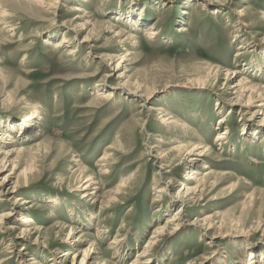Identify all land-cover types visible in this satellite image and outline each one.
Masks as SVG:
<instances>
[{
    "label": "rangeland",
    "instance_id": "obj_1",
    "mask_svg": "<svg viewBox=\"0 0 264 264\" xmlns=\"http://www.w3.org/2000/svg\"><path fill=\"white\" fill-rule=\"evenodd\" d=\"M32 1L0 0L8 11L0 16V124L14 132L9 146L0 143V159L23 149L8 155L0 176L1 185L12 160L20 162L0 186V214L11 211L0 228V264H23L20 252L44 264H72V255L58 253L70 247V226L84 239L80 250L95 244L92 264H264V232L256 230L264 223V125H257L261 114L231 103L229 89L242 78L264 86V0ZM214 67L220 70L212 87H197ZM162 107L187 128L167 129ZM33 110V131L21 133ZM221 131L228 133L223 145L215 141ZM203 140L213 148L203 157L212 169L210 191L186 203L183 215L215 225L203 233L188 222L172 231L181 202L171 194L195 185L185 179L193 167L185 147ZM87 174L100 182L96 196L75 189ZM167 182L168 193L156 191ZM122 183L132 188L118 191ZM25 215L36 225L19 239ZM236 223L253 232L237 233ZM152 240L150 252L133 262Z\"/></svg>",
    "mask_w": 264,
    "mask_h": 264
},
{
    "label": "bare ground",
    "instance_id": "obj_2",
    "mask_svg": "<svg viewBox=\"0 0 264 264\" xmlns=\"http://www.w3.org/2000/svg\"><path fill=\"white\" fill-rule=\"evenodd\" d=\"M36 2L37 3H45L44 0H33L32 4H35ZM7 14H8V11L6 9L0 10V16H4V15H7ZM243 14H245V9L239 10V15H243ZM157 34H158V32L153 31V32H151L150 36H152V35L155 36ZM85 39L87 41L89 40L87 38H85ZM83 41H85V40H83ZM124 61H125V59H123V57L120 58V61L114 67L112 66L113 70L116 72L118 69H120L123 66ZM219 70H220L219 67L211 68V70L209 71V74L207 76H202L201 78H203V79L196 80L197 85H198L197 87H200V88H210V86L212 87V85H213V83H214V81L216 79V75L218 74ZM263 73H264V70H263ZM237 74H241V72H237V71H233L232 72V76L233 77H236ZM138 84H140V85H138ZM137 85L139 86L138 88H141L140 86H142V84L138 83V82H137ZM230 87L231 88H229V89L232 90L231 91V95L235 96V98L233 97V100L231 101V103L233 105H237V107L240 108L242 112H245L247 114L249 113L253 117H256V115H260L261 114L262 115L261 116L262 119L259 122L261 124H257V125H264V86L263 87L262 86H258L257 84H254L252 82L248 83L247 80L242 78L237 83H235L234 85L233 84L230 85ZM111 95H112V92H109V93L96 92L97 98H106L107 99V98L111 97ZM150 97H151L150 94H148V95H146V97H144L145 98V99H143V101L145 102L144 104H146V102L150 100ZM142 98H143V96H142ZM152 109H154V108L150 107L148 111H150ZM159 109H161L159 111V113H160L159 119H161V122H163L164 126L167 127V129H169L173 133L175 131V133H176L177 129L176 130H174V129L176 128L177 125L187 128L186 127L187 123L186 124H182L179 121V119L175 118L173 115H170L168 112L165 113V109H163V107L159 108ZM36 115L38 116V111H36V110H33L30 113L29 118H28L29 122H27L26 124L24 123L22 125V127H21V129L24 128L25 131H22L21 133H25L28 130H32L33 131V125L31 124V122H32V119ZM219 119H220L219 120V124H225V119L224 118H219ZM3 126H4L3 124H0V135L3 138V139L2 138L0 139L1 140L0 143H2V140H3V143H5L4 145L5 146H9L10 143H12V141L14 142V137H13V133L14 132L3 131V129H2ZM14 129H15V127H13V131H14ZM184 131H185V129H184ZM189 132L191 134H193L191 131H189ZM19 133H20V131H19ZM256 134H259V132L253 131L252 134H250V135L247 134L248 135L247 139H249V141L253 142L252 137L256 136ZM216 135H217L216 138H215L216 143L219 142L220 145H223V144H225L227 142V136H226V135H228L227 131L217 132ZM206 142L207 141L203 140L201 143L194 144L191 147H188V146L185 147V145H186L185 142H182L180 145H178V146H181V147H185V150H184L185 157L184 156L183 157L186 158L187 161L188 160L191 161L190 163H192L191 165L193 166V167H191L189 169L187 175L185 176V179H188V180L191 179V180L195 181V185L194 186H186L185 187L186 191L180 189L176 193L171 194L172 197H174L177 200H180V202H181V206L178 208L177 212H175V214L173 215L171 220H169L171 223H173L172 231H178V230L182 229V227L185 226L188 222H190V224H192V225L199 226L201 228V229L200 228L199 229L203 233L210 231L213 228V226L215 225V223L209 222L208 218H205V219L202 220V219H199L198 217H196L193 221H190V219H188L185 215H183V211H184L183 207H184V205L186 203L193 202V200H195L198 196H199V198H202L204 192H206V190L209 189L208 188V183H207V176L210 175L212 169L209 166H207L208 164L206 162L203 161V157H205L206 155L212 154L213 148L210 147L208 144H206ZM1 145L2 144H0V155L3 153ZM29 148H31V147H29ZM150 148H153V146L150 147ZM22 150H23L22 148L21 149H14L13 148L11 150L6 151V155L7 156H5L3 159H0V176H2L3 172L7 169L8 164H9L8 162H11V159H9V156L13 155L15 152L18 153V152H20ZM102 157H103V160H102L101 164L105 167V166H107V163H110V161H111V158H110L111 154L110 153H108V154L106 153ZM157 157L159 158L161 156H157ZM158 158L155 159L156 162H159ZM112 160H113V158H112ZM200 161H203V163H200ZM254 161L256 163H260L258 160L254 159ZM12 164H13V167H12L11 172L6 174V176H4L3 179H2L3 183L4 182L7 183L8 181H10L11 178H12V175L15 174L17 172V170H19V168H20V162L18 160H12ZM202 164H203V169L206 170L204 172V174L197 169L198 166H200V165L202 166ZM21 172H22V174H25L27 172V168L24 167ZM28 176H30V175H28ZM229 178H232V175H230ZM3 183H1L2 186L0 185L1 189H3V187H4ZM239 183L240 182L237 181L234 184H231L229 189L230 190L231 189L232 190H236V188L239 187ZM99 185H100V182L95 178L94 175L87 174V175H85L83 177H79L78 178L77 185H76L75 189H77V191H79V192H83V196H85V195H87V196L88 195L96 196L98 191L100 190V186ZM168 185L169 184L167 182L163 186H159L156 189V191L159 192L160 194L163 193V192L168 193L169 192L168 189H167ZM177 185L178 186L181 185L182 188H183V183L178 182ZM17 186H18V184H17ZM131 186H129L126 183H122V184H120L117 187V189H118V191H121V192L124 191L125 192V190H123V189L132 188ZM15 187H14L13 191H15ZM209 191H210V189H209ZM1 193L2 192H0V201L4 200V198H2V194ZM112 199L113 198L111 196H109L107 202L110 203L112 201ZM25 202H27V201H25ZM10 214H11V211H6V212L0 214V228H2V226H4L2 224L6 220V217L9 216ZM17 224H19L21 226V228H22L21 229V233L17 236L20 239V238H24L26 236H29L32 233V231H33L32 227L36 225V220H35V218L32 215H25V216H22L20 218V220H19V222ZM220 224L222 225L223 223H220ZM221 225H220V227H221ZM234 225H236L237 229L239 230V232H237L239 234L241 233V234H244L245 236H248V234H251V232H253L252 229L246 230V228L243 225H240L239 223H236ZM16 228H18V225L15 224V225L9 227L8 229L12 230V229H16ZM259 228H260V230H262V232H264V223L261 224L259 222V224L257 225V229L256 230H258ZM34 229H35V227H34ZM164 229L165 228H159L157 230V236H155L156 239L164 232ZM73 235H75L74 234V229H73L72 226H70V230L68 232L67 238L65 239V242L70 247L67 248V249H64L63 251H60L58 253H60V255L62 257H65V259L72 255L73 256L72 264H74L77 261L78 257L80 256V254H81L80 252H82L83 256H82V258L80 260V264H92L91 260H93L97 256V255L94 256L92 254V253H95V251H96L95 244H92V246H90L89 248H87L85 250H80L79 245L84 242V239H83V237L74 238ZM224 235H226V234H224ZM15 237H16V235H15ZM156 241L157 240H152L151 242L146 244V247L148 249H146V247H145L146 250L142 254H138V256H137L138 259L134 260L133 262L137 263V262L141 261L139 258L142 257V256L143 257L146 256V254H148L150 252V250L152 248L151 246H153V244H155ZM22 250H24V249H22ZM74 250H75V252H74ZM26 254L27 253L20 252L19 255L16 256L17 257L16 259L20 260L23 264H44V262H42V261H40V260H38L36 258H32V259L28 258V255H26ZM250 255L252 256L253 253L251 252ZM252 259H254V256H252V258L250 260H252ZM240 261L244 262L243 258H241ZM100 264H106V263L105 262H101Z\"/></svg>",
    "mask_w": 264,
    "mask_h": 264
}]
</instances>
